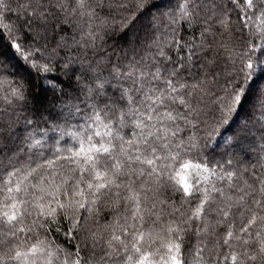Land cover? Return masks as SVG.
I'll return each mask as SVG.
<instances>
[{"label": "trees", "instance_id": "1", "mask_svg": "<svg viewBox=\"0 0 264 264\" xmlns=\"http://www.w3.org/2000/svg\"><path fill=\"white\" fill-rule=\"evenodd\" d=\"M65 2L69 9L75 6L72 0ZM22 3L23 0H4V4L0 5V30L3 31L0 52L10 55L9 43L21 42L29 51L40 49L43 57L37 58L38 63L48 64L51 70L43 72L32 69L29 72L26 67L15 69L8 65L3 66L7 71L0 69V163L5 167L11 161L16 168L23 170V175L26 174V166L34 167L35 163H43L44 157L53 158L52 154L57 148H74L75 142L70 134L79 131L80 126L84 125L82 116L88 111L86 104H95L97 110H101L105 100L112 103L116 99L117 87L130 88L131 80H125L116 73L127 72L130 62L135 60L137 66H147L142 69L144 71H154V64L171 68L173 62H182L188 70L183 72L180 83L196 84L204 81V94L192 92L189 96L185 90H181L185 99L199 112L198 118L195 112L188 114L187 108L176 106L178 111L188 114V119L192 121L191 124H185L177 120L182 131L173 138V143L182 141L186 159L206 163L210 168H216L220 175L234 171L249 184L254 183L253 174L264 176V108L260 107L258 100L251 99L244 110L234 114L226 123H213L215 94L223 95L222 85L226 77L239 72L249 57L256 68L253 76L258 75L261 67H264V56L260 54V47L264 46V39L261 38L264 36V17L254 10L246 9L243 14L250 19L246 26L242 25L240 9L244 7V0H237L240 8L231 0H219L213 11L207 7L194 10L188 4L187 15L181 10L185 0H88L87 10L95 12L92 18L79 12L61 15L59 23L53 19L47 28L34 24L32 34L25 30L27 26L23 23L25 16ZM222 19L227 22L221 23ZM90 28L97 33L94 42L85 36ZM37 32L38 38L33 39ZM249 43L257 46L255 52L248 51ZM161 49L164 56L170 58L168 61L160 55ZM166 75L162 71V79ZM97 78L99 82H110L113 87L105 83L102 94L93 92L89 95L85 86L95 89ZM21 81L25 84L26 93L25 99L18 102L11 90ZM260 83L264 85V81ZM152 86L163 87L162 84ZM260 99L264 100V96ZM116 107L123 106L117 104ZM167 123L173 126L171 121ZM209 133L212 135L209 136ZM121 135L128 138L129 128L123 129ZM36 141H40V144L37 145ZM229 160L232 161L231 165L227 164ZM220 165H223L222 170ZM59 179L57 176V182ZM133 179L136 182L131 185V190L122 191L121 194L127 196L139 193L143 198L145 193L141 184L145 188L152 186L151 178ZM195 179L193 174V183ZM212 182L217 187H224L226 195L232 196L233 201L239 198L238 191L227 190V180L212 177ZM36 183L38 178L30 177L22 187L29 186L28 190L32 193L35 190L30 185ZM161 183H164L163 180ZM232 183L244 187L236 177ZM35 195L39 193L35 192ZM35 195L21 198L35 200ZM148 196L147 201L142 199V206L157 204L153 212L160 216V220L152 222L146 218L143 230L151 231L153 237L157 238L154 247L160 248V254L165 251L161 244L169 240L167 228L179 226L184 229L179 241L184 264H196L194 253L197 248L203 249L200 264H232L230 259H224L231 255H238L245 264H252L243 255L245 246L235 240L230 242L231 247L223 244V237L229 227L245 239L255 238L258 231L260 238H264V230H261L259 223L249 228L250 236L239 233L242 222L250 218V212L245 210L241 215L237 206L232 209L231 217L223 222L213 212L206 218L202 217L199 221L193 218L185 224L183 221L191 216L200 197L194 196L184 203L182 194L170 184H164L156 197L151 193ZM216 199L220 201V197L216 196ZM115 200L113 196L105 197L97 206L98 212L89 218L86 229L90 231H82L79 235L73 231L74 239H68L55 231L57 226L61 232L68 231L70 221H65L62 215L57 216V223L49 224L48 232L40 228L39 223L33 225L34 219L43 222V218L36 216L38 209L30 207L28 211L32 215L24 217L22 226L34 227V233L29 236L21 234L18 240L0 244V256L7 261L6 253L13 245L20 250H27L36 240L45 239L50 241L52 251L60 248L64 253L75 252L76 245H79L82 257H91L92 264H103L100 257L109 251L107 242L114 231L108 226L117 222L124 224L123 217L130 216L127 211L130 202L120 200L119 206H116ZM160 200L167 203L160 204ZM245 200L249 203L243 208L255 210L250 198L246 196ZM220 206H223L222 202ZM173 209H179V212H173ZM77 215L82 217L83 212ZM136 227L139 228L140 224L136 223ZM205 228L207 231H204ZM197 229L200 230L198 233ZM0 230L9 231L7 227ZM91 232H95L100 239L93 241L81 238L89 236ZM115 234L122 235V232L117 228ZM175 238L173 233L171 239ZM125 242L131 243L129 240ZM86 245L87 251L84 250ZM248 250L251 254V248ZM56 255L63 259V253L57 252ZM7 264L14 262L9 261ZM53 264H58L55 258ZM81 264H84L83 260ZM255 264L264 262L258 258Z\"/></svg>", "mask_w": 264, "mask_h": 264}, {"label": "snow or ice", "instance_id": "2", "mask_svg": "<svg viewBox=\"0 0 264 264\" xmlns=\"http://www.w3.org/2000/svg\"><path fill=\"white\" fill-rule=\"evenodd\" d=\"M231 2L240 8L237 0H231ZM72 3L75 6L69 9L65 0H23L21 8L25 16L23 23L27 26L25 30L32 34L34 24L47 28L53 19L59 23L61 15L76 12L87 15L89 18L95 15L94 10L88 11L86 8L88 0H72ZM218 3L219 0H185L181 10L187 15L186 7L191 4L194 10L207 7L209 11H213ZM3 4L4 0H0V5ZM246 9L254 10L255 13L264 17V0H255V3L254 0H244V7L240 9L242 13L240 22L244 26L250 19L243 14ZM220 22L227 21L222 19ZM38 35L37 32L33 39H37ZM85 36L90 42H94L97 33L90 28L85 32ZM0 38H3L2 30H0ZM261 38L264 39V36ZM8 47L10 55L0 52V69L7 71L8 69L3 66L8 65L9 68L15 69L26 67L29 72L32 69L43 72L51 70L48 64L38 63L37 58L43 57L40 49L29 51L21 42H11ZM256 50L257 46L249 43L248 51ZM260 54L264 56V46L260 47ZM160 55L164 56L163 49L160 50ZM169 59L164 56L165 61ZM145 67L147 66H137V62L133 60L127 72L117 71V76L131 80V86L128 89L122 86L117 87L116 99L112 103L105 100L103 109L97 110V105L86 104L88 111L82 116L84 125L80 126L79 131L70 134L75 142L74 148H57L52 154L53 158L44 157L43 163L33 162L35 166H26V174L23 175V170L16 168L11 161H8L7 167L0 163V170H2L0 171V229L3 227L9 229L7 232L0 230V244L9 240H18L21 234L29 236L34 233V227L22 226L24 217L32 215L28 211L30 207L38 209L36 216L43 218V222L34 219L33 225L39 223V227L48 232L49 224L57 223V216L62 215L65 221H70L68 231L61 232L58 226L55 231L68 239H74L73 231L79 235L87 230L89 218L98 212V204L102 203L105 197L113 196L116 198V206H119L120 200L130 202V207L127 209L130 216L123 217L124 224L117 222L108 226L114 231L107 242L109 251L100 257L103 264H108L109 261L112 264H184L179 242L184 229L179 226L167 228L169 240L161 244V247L165 249L163 254H160V248L154 247L157 238L153 237L151 231L143 230L146 218L156 222L160 220V216L153 212L157 204L153 203L150 207L142 206V199L147 201L148 193L156 197L164 184H170L175 191L181 193L184 203L194 196L200 197L191 216L183 221L185 224L193 218L199 221L213 212L223 222L231 217L232 209L239 206L241 215L245 210L250 212V218L242 222L239 233L250 236L249 228L258 223L261 225V230H264V215L258 214L264 213V176L253 174L254 183L249 184L247 180H241L234 171L223 172L220 175L216 168H210L206 163H195L186 159L187 153L182 147V141L177 140L173 143V138L182 131L176 121L191 124L188 114L195 112L197 118L200 115L193 104L185 99L184 92L181 90H185L189 96L192 92L204 94L205 89L202 87L204 81L201 80L196 84L180 83L183 72L188 70L182 62H173L171 68H162L161 65L154 64V71L142 70ZM162 71L167 74L163 79ZM255 71L256 68L249 57L248 62L239 72L226 77L222 85L223 95L215 94L214 125L226 123L234 114L244 110L251 99H257L260 107L264 108V100L260 99L264 96V85L260 83L264 81V67H261L258 75L253 76ZM105 83L113 87L110 82H99L97 78L95 89L87 85L85 88L89 95L93 92L102 94ZM117 83L119 84V81ZM153 84H162L163 87H153ZM25 93L23 81L11 90L12 96L18 102L25 99ZM117 104L123 107H116ZM177 105L187 108L188 114L178 111ZM77 112H80L79 107ZM169 121L173 126L167 123ZM125 128H129L128 138L121 135ZM211 135L212 133H209V136ZM36 144L39 145L40 141H36ZM227 164L231 165L232 161H227ZM219 167L223 169V165ZM193 174L196 177L194 183L192 182ZM57 176L60 177L59 182H57ZM30 177L38 178V183L31 184L30 188L39 195H35V192L30 193L27 185L22 187ZM133 177L137 180L140 177L151 178L152 186L145 188L144 184H141V189L145 193L143 198L139 193L127 196L121 194L122 191L131 190V185L136 182ZM212 177L221 181L227 180V190L238 191L239 198L233 201L232 196L226 195L224 187H217L212 182ZM234 177L243 183L244 187L233 184ZM32 195H35V200L21 198ZM216 196L220 197V201H217ZM246 196L250 198L255 210L243 208V205L249 203L245 200ZM221 202L223 206H220ZM158 203L166 204L167 202L160 200ZM81 212H83L82 217L77 215ZM173 212H179V209H173ZM129 221L135 223H129ZM136 223L140 224L139 228L136 227ZM117 228L122 235L115 234ZM196 231L198 233L200 230ZM204 231L207 229L205 228ZM173 233H175V239H171ZM81 238L93 241L100 239L95 232ZM126 240L131 243H126ZM233 240L245 246L243 255L247 261L255 264L259 258L264 262V238H260L259 231L256 232L255 238L250 240L234 233L229 227L223 237V244L231 247L230 242ZM92 247L94 248L95 244ZM249 248H251V254H249ZM84 250H88L87 245ZM202 251V248L195 250L196 264H200ZM57 252L63 253V259L56 255ZM80 252L79 245H76L75 252L64 253V250L60 248L52 251L50 241L38 239L27 250H20L13 245V248L6 253L7 261L0 256V264H7L9 261L14 264H53L54 258L58 264H81L82 260L84 264H92L91 257H82ZM224 259H230L232 264H237L238 260L239 264H245L238 255L226 256Z\"/></svg>", "mask_w": 264, "mask_h": 264}]
</instances>
